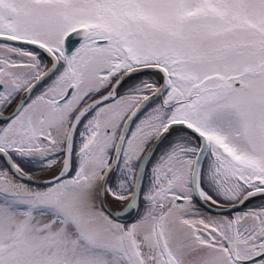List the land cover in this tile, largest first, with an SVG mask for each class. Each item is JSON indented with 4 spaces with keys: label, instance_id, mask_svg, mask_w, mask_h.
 Listing matches in <instances>:
<instances>
[{
    "label": "snow or ice",
    "instance_id": "obj_1",
    "mask_svg": "<svg viewBox=\"0 0 264 264\" xmlns=\"http://www.w3.org/2000/svg\"><path fill=\"white\" fill-rule=\"evenodd\" d=\"M0 264H264V0H0Z\"/></svg>",
    "mask_w": 264,
    "mask_h": 264
},
{
    "label": "flooded vegetation",
    "instance_id": "obj_2",
    "mask_svg": "<svg viewBox=\"0 0 264 264\" xmlns=\"http://www.w3.org/2000/svg\"><path fill=\"white\" fill-rule=\"evenodd\" d=\"M122 91V90H121ZM260 201L259 200H253V201H250L249 202V205H245L244 208H240V209H237V211H243L245 210V208H247L248 206L252 205V204H257L259 203ZM234 214V213H233Z\"/></svg>",
    "mask_w": 264,
    "mask_h": 264
},
{
    "label": "water",
    "instance_id": "obj_3",
    "mask_svg": "<svg viewBox=\"0 0 264 264\" xmlns=\"http://www.w3.org/2000/svg\"><path fill=\"white\" fill-rule=\"evenodd\" d=\"M70 43H71V45H72L73 47L77 46L78 43H79L78 38H73L72 41H71ZM11 111H12V109H9V112H11ZM114 210H115V209H114Z\"/></svg>",
    "mask_w": 264,
    "mask_h": 264
},
{
    "label": "rangeland",
    "instance_id": "obj_4",
    "mask_svg": "<svg viewBox=\"0 0 264 264\" xmlns=\"http://www.w3.org/2000/svg\"><path fill=\"white\" fill-rule=\"evenodd\" d=\"M129 83H131V81H130ZM38 91H39V90H38ZM122 91H123V89H122ZM166 143H167V142H165L164 144H161V145H160V149H158L157 154H159V151H161V150L164 149ZM153 159H155V157H154Z\"/></svg>",
    "mask_w": 264,
    "mask_h": 264
},
{
    "label": "bare ground",
    "instance_id": "obj_5",
    "mask_svg": "<svg viewBox=\"0 0 264 264\" xmlns=\"http://www.w3.org/2000/svg\"><path fill=\"white\" fill-rule=\"evenodd\" d=\"M111 206V205H110Z\"/></svg>",
    "mask_w": 264,
    "mask_h": 264
}]
</instances>
